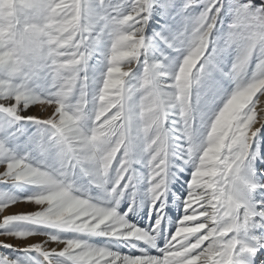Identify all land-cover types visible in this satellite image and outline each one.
Returning a JSON list of instances; mask_svg holds the SVG:
<instances>
[{
    "label": "clouds",
    "instance_id": "1",
    "mask_svg": "<svg viewBox=\"0 0 264 264\" xmlns=\"http://www.w3.org/2000/svg\"><path fill=\"white\" fill-rule=\"evenodd\" d=\"M134 3L0 0V105L12 102L15 106L25 93L45 88L60 91L66 85L83 83L89 75L88 65L102 56L111 62L112 38L138 31L130 19ZM222 3L231 7L225 8L218 38L226 45L223 67L234 90L212 104L201 99L180 105L179 96L173 99L169 93L170 103L160 113L165 149L157 161L145 153L158 172L151 175L145 169L146 186L141 190L138 181L135 198L123 212L119 210L126 197L119 187L122 172L117 177L100 171L103 187L93 195L87 190L86 177L76 171V166L83 168L84 164L99 171V161L112 148L111 135L99 143L92 141L100 117L90 104L80 107L75 136L87 140L74 145L76 151L66 157L48 160L50 171L59 172V179L76 199L68 214L52 225L60 238L57 247L64 244L68 253L59 264H248L244 254L258 242L253 229L264 226V171L257 174L249 159L253 138L264 143L258 136L264 128V106L259 107L255 121L248 114L253 107L264 105V100L251 103L256 92L264 96V4L252 7V0ZM195 44L194 38L190 50ZM121 66L124 75L136 67L129 61ZM72 95L79 97L75 89ZM48 107L55 114L56 105ZM164 112L179 113L168 117L178 121L174 130L163 127ZM44 135L51 139L55 133ZM224 159L230 163L217 175L203 176L196 185L189 181L187 197L175 193L173 185L184 183L180 172L188 174L192 162L198 168L219 167ZM69 161H75L72 168ZM165 193L175 195L182 205L181 215L173 218L165 211L143 227L128 219L129 213L143 206L151 210ZM109 209L115 210L112 215H106Z\"/></svg>",
    "mask_w": 264,
    "mask_h": 264
},
{
    "label": "snow or ice",
    "instance_id": "2",
    "mask_svg": "<svg viewBox=\"0 0 264 264\" xmlns=\"http://www.w3.org/2000/svg\"><path fill=\"white\" fill-rule=\"evenodd\" d=\"M240 3L247 4V0ZM261 4L264 0H252L251 6ZM133 7L130 19L138 31L115 35L111 40V62L102 56L96 64L88 65L89 75L83 83L66 85L60 91L45 88L35 94L25 93L15 106L12 102L0 105V237L4 238L0 239V264H30L32 260L35 264H59L67 256L64 244L59 248L51 246L60 244L58 230L52 225L68 214L76 199L70 187L59 179V172L50 171L48 160L66 157L76 151L74 145L87 140L75 136L81 106L90 104L100 117L92 141L99 143L111 135L112 148L99 161V171L90 170L87 164L83 168L76 166V171L86 177L87 190L92 193L103 187L100 171L117 177L122 172L119 187L125 193L130 190V199H134L138 181L147 183L148 173L158 172L145 153L157 161L165 149L160 113L170 103L169 93L173 99L179 96L180 105L201 99L212 104L226 99L234 90L233 84L231 88L224 87V81H228L223 67L226 45H221L218 38L225 8L230 4L222 0H135ZM194 38L196 44L190 50ZM125 61L135 63L134 72L124 75L121 65ZM72 89L78 91L79 97L72 95ZM66 96L71 99L66 101ZM259 100L264 96L256 92L251 103L256 105ZM49 104L56 105L55 114ZM262 106L250 109L253 121ZM178 115L164 112L163 127L174 130L178 121L168 117ZM45 132L55 135L49 139ZM258 136L264 138V128ZM253 141L249 159L258 174L264 171V143H256L255 137ZM229 163L224 159L219 167L198 168L192 162L187 176L180 172L184 183L175 193L187 197L191 191L189 181L196 185L203 176H215ZM74 164L69 161L68 167ZM137 164L144 165L148 173ZM156 187L159 185L153 191ZM13 206L14 214H5ZM173 209L175 218L182 214L175 195L165 193L149 210V218L155 222L162 212L172 215ZM114 211L106 210V215ZM260 247H264V241H258L245 254L254 257ZM34 253L42 259H36ZM260 264H264V258Z\"/></svg>",
    "mask_w": 264,
    "mask_h": 264
},
{
    "label": "rangeland",
    "instance_id": "3",
    "mask_svg": "<svg viewBox=\"0 0 264 264\" xmlns=\"http://www.w3.org/2000/svg\"><path fill=\"white\" fill-rule=\"evenodd\" d=\"M139 67V66H137ZM224 87L225 88H231V84L228 81H224ZM136 167L140 168L141 171H146L142 165L137 164L135 165ZM183 176H187V174L183 173ZM146 186L145 182H142L139 187L141 188V190L143 189V187ZM174 190L176 191L177 189L180 188V184H174L173 185ZM130 190H126V197L124 198L123 201V205L119 210H126L128 208V204L130 202ZM97 192L93 191V195H96ZM257 198L259 199V195L257 196ZM23 206V205H22ZM35 207V206H33ZM16 211V206H13L12 211H8L5 210V214H14V212ZM2 215V214H0ZM173 218H175V209H173V213L172 215ZM129 217H130V221L134 222V223H138L140 226H144L145 224L151 223V219L149 218V208L147 206H143L138 212L136 213H129ZM259 219V218H258ZM253 234L256 238L257 241H261L264 240V226L261 225H257L254 229H253ZM0 239H4L3 237H0ZM14 239V238H13ZM52 247H56L57 245L55 243L51 244ZM124 251H127V249H123ZM0 251H3V249H0ZM9 251H15L14 249H11ZM36 259H42V257H40L38 254H35ZM261 258H264V247H260L259 251L255 254L254 257H252L250 254H244V259H246L248 261V264L251 263V261H255V262H259ZM250 262V263H249ZM30 264H35V260H32L30 262Z\"/></svg>",
    "mask_w": 264,
    "mask_h": 264
},
{
    "label": "bare ground",
    "instance_id": "4",
    "mask_svg": "<svg viewBox=\"0 0 264 264\" xmlns=\"http://www.w3.org/2000/svg\"><path fill=\"white\" fill-rule=\"evenodd\" d=\"M249 263H250V262H249ZM250 264H260V261H259V262L251 261Z\"/></svg>",
    "mask_w": 264,
    "mask_h": 264
}]
</instances>
